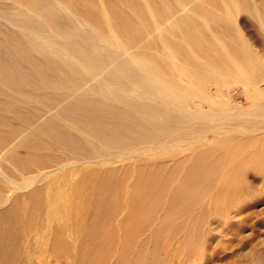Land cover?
Here are the masks:
<instances>
[{
    "label": "bare ground",
    "instance_id": "obj_1",
    "mask_svg": "<svg viewBox=\"0 0 264 264\" xmlns=\"http://www.w3.org/2000/svg\"><path fill=\"white\" fill-rule=\"evenodd\" d=\"M251 170L264 0H0V264H256Z\"/></svg>",
    "mask_w": 264,
    "mask_h": 264
},
{
    "label": "rangeland",
    "instance_id": "obj_2",
    "mask_svg": "<svg viewBox=\"0 0 264 264\" xmlns=\"http://www.w3.org/2000/svg\"><path fill=\"white\" fill-rule=\"evenodd\" d=\"M242 16H243V18L245 17L243 20H245L247 22V23L245 22V25H248L247 27L245 26V29H244L245 33L247 32L246 33L247 36H254L255 35L253 37V40H254V38L255 39L259 38V39L263 40V33L261 31L260 26L258 25V22H256L255 19L249 17L247 14H243ZM249 172L251 174V175H249V178L251 177L250 179H253L255 182H259V183H262V181H264V173H262V171L257 172L255 170H251ZM259 194L261 197L264 198V188H263V190H261L259 192ZM255 209L257 210L254 213L255 217L261 218L262 216H264V199L259 201L256 204ZM208 218H209V220H211L212 214L209 215ZM198 224L199 223H197V226H199ZM193 225H196V223L195 224L193 223ZM170 231L167 230L166 231L167 233L165 232L164 234L167 237V239H169L171 242L168 244H162V245L156 246V247H150L148 250L145 251V255L148 254L147 256L152 258V261H150L148 263H141V264H170L171 260L173 258H175V256H177V254H180V255L182 254V256H185V255L188 256L189 255L190 257H187V258L190 259L189 260L190 263L187 261L188 264H214V259H213L214 255H213V253H211L213 251V244L211 243V240H212L211 234L206 236V232H203V234H201V235L193 233L194 236L195 235L197 237L199 236V238H197L195 241L196 237L195 238L190 237L193 235V234H191L190 236H188V238L190 237L191 239L189 238L190 239L189 240L187 238V241L185 243V249L179 250L178 248H175V244L173 245L175 238L179 237L178 233H176L174 235L173 231L172 232H170ZM210 243H211V245H210ZM262 263L264 264V261L262 259L256 260V264H262ZM126 264H134V262L133 263L128 262Z\"/></svg>",
    "mask_w": 264,
    "mask_h": 264
}]
</instances>
